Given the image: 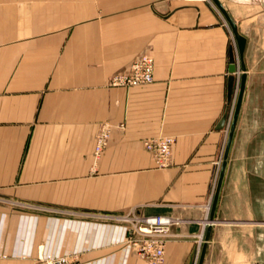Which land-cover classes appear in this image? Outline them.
Segmentation results:
<instances>
[{
	"label": "crops",
	"instance_id": "0c3cea01",
	"mask_svg": "<svg viewBox=\"0 0 264 264\" xmlns=\"http://www.w3.org/2000/svg\"><path fill=\"white\" fill-rule=\"evenodd\" d=\"M219 1L247 78L213 212L243 74L213 1L0 0V264H147L101 218L131 211L179 220L165 264H198L205 243L203 264H264V0ZM145 54L151 84L111 86ZM166 136L158 168L144 142Z\"/></svg>",
	"mask_w": 264,
	"mask_h": 264
},
{
	"label": "built area",
	"instance_id": "2783aa9c",
	"mask_svg": "<svg viewBox=\"0 0 264 264\" xmlns=\"http://www.w3.org/2000/svg\"><path fill=\"white\" fill-rule=\"evenodd\" d=\"M184 1L212 3V0ZM236 51L237 56L235 59L238 64V69H240L238 48H236ZM154 68L155 65L153 57L147 54L142 55L132 63L128 73L113 77L111 80V86L135 87L151 84L154 81ZM232 114L229 120V127ZM109 138L110 127L109 125H104L96 138L95 154L97 156H99L108 145ZM174 143V138L166 136L158 139L147 140L144 142V147L152 154L158 168H167L170 166ZM209 210L210 206L208 207V211ZM101 218L118 221L127 225L125 243L132 247L137 255L145 260L147 264H165L166 244L172 237V227L178 224L179 220L161 215H141L134 211L119 216L102 215ZM200 240L203 241V236L200 237ZM199 250L200 248L198 247V251ZM74 263L75 259L69 256L58 259H50L48 261V264Z\"/></svg>",
	"mask_w": 264,
	"mask_h": 264
},
{
	"label": "water",
	"instance_id": "95a60500",
	"mask_svg": "<svg viewBox=\"0 0 264 264\" xmlns=\"http://www.w3.org/2000/svg\"><path fill=\"white\" fill-rule=\"evenodd\" d=\"M212 1L215 4V6L218 8V10L221 12V14L223 15L226 22L231 27L232 36H233V38L237 44V48H238L240 69L243 71V74H242L241 80H240V85L238 88V93H237V97H236V101H235V106H234L232 118H231V123H230V127H229V134L227 137V141L225 143V149H224V153H223V161H222V165H221V169H220V173H219V179H218L216 192H215V197H214V201H213L212 211L214 212L216 205H217V201H218V197H219V191L221 188L224 172H225V169L227 166V160H228V157L230 154L231 145L233 142V138H234V134H235V130H236V126H237V122H238V118H239V114H240V110H241V106H242V102H243V96H244V92H245V85H246L247 76L245 73L246 69H245L244 60H243L244 59V53H245V47H246V39L239 34L235 22L232 20V18L229 16L227 11L224 9L221 2L219 0H212ZM237 71H238V64H237V61H236L234 54L232 52L231 53V63H230L229 72L231 74H234V73H237ZM232 95H233V85H231V89H230V93H229V100H231ZM228 119H229L228 115L226 114L225 117L223 118L222 125L226 124ZM210 233H211V228H209L207 231L206 242L209 240ZM206 248H207V244L205 243L202 247V251H201V255H200L201 257H200L198 264H203ZM195 253L191 259V264L194 263Z\"/></svg>",
	"mask_w": 264,
	"mask_h": 264
},
{
	"label": "rangeland",
	"instance_id": "374dc122",
	"mask_svg": "<svg viewBox=\"0 0 264 264\" xmlns=\"http://www.w3.org/2000/svg\"><path fill=\"white\" fill-rule=\"evenodd\" d=\"M239 88V87H238ZM235 101H236V98H235V100H232V105H231V110H232V112H233V110H234V106H235ZM232 112H231V114H232ZM262 156L264 157V150L262 151ZM262 173L264 174V166L262 167ZM263 194H264V192H263ZM56 216H61V215H64L63 213H62V211H59V212H56V214H55ZM262 218H264V214L262 215ZM102 219H104V218H102ZM106 220V219H105ZM106 221H111V220H106ZM65 256H69V255H62V256H59V257H52V258H46V259H44V261H45V263L46 264H48V261L50 260V259H58V258H61V257H65ZM70 257V256H69ZM39 259H42L43 260V258H42V256H40L39 255ZM75 259V258H74ZM75 264V263H74Z\"/></svg>",
	"mask_w": 264,
	"mask_h": 264
}]
</instances>
